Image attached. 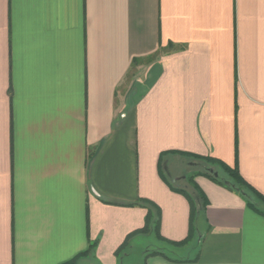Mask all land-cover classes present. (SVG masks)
I'll return each mask as SVG.
<instances>
[{"label":"crops","instance_id":"obj_1","mask_svg":"<svg viewBox=\"0 0 264 264\" xmlns=\"http://www.w3.org/2000/svg\"><path fill=\"white\" fill-rule=\"evenodd\" d=\"M180 152L264 196V0H0V264H264V205Z\"/></svg>","mask_w":264,"mask_h":264},{"label":"trees","instance_id":"obj_2","mask_svg":"<svg viewBox=\"0 0 264 264\" xmlns=\"http://www.w3.org/2000/svg\"><path fill=\"white\" fill-rule=\"evenodd\" d=\"M181 155L191 158L193 160H196L200 162L201 169L196 170L193 174L187 177V184L191 186V188L196 191V185L194 183V177L198 175H205L209 178L213 179L216 183H218L221 186H225L226 188L236 190L240 192L243 196L247 194H252L254 199H256V203L252 202L251 200L247 201L248 205L258 207V203L264 205V196L257 192L254 188H252L249 184H246V182L242 179L240 176L237 168H232L228 166L223 161L208 157V156H200L196 154H189L180 152ZM211 169H214L215 172H218V176L214 175V172H211ZM192 190V192H193ZM177 191H180L184 193L185 195L188 194L185 189H177ZM197 195V194H196ZM199 202L196 203L194 200H192V207L194 208V218H196L200 213L204 210V202H202L200 195H198ZM141 205L145 206L148 209V215L146 218V222L143 228L137 230L136 232L132 233L128 238L126 239L125 243L118 249V253L121 252L125 246V244L134 236H140V235H147L152 232L158 235L159 233V213L157 208L152 209V206L147 201H142ZM264 212V210L262 211ZM193 220V218H192ZM94 244H91V247H93ZM154 252H159L158 250H155ZM66 264H73L72 262L66 263Z\"/></svg>","mask_w":264,"mask_h":264},{"label":"rangeland","instance_id":"obj_3","mask_svg":"<svg viewBox=\"0 0 264 264\" xmlns=\"http://www.w3.org/2000/svg\"><path fill=\"white\" fill-rule=\"evenodd\" d=\"M188 163L189 161L186 162V169L193 170L194 166L192 167ZM195 166L201 167V165L199 164H195ZM215 173L218 172L214 171V174ZM159 245L160 242L157 240V238L154 235L139 237V239L135 241L124 254H121L123 261L122 264H147V259L144 256L145 251L153 247H158ZM85 264H90V263H85Z\"/></svg>","mask_w":264,"mask_h":264},{"label":"water","instance_id":"obj_4","mask_svg":"<svg viewBox=\"0 0 264 264\" xmlns=\"http://www.w3.org/2000/svg\"><path fill=\"white\" fill-rule=\"evenodd\" d=\"M166 171L170 175V172H169L168 168L166 169ZM211 171H213V170H211ZM215 175L218 176V173H215ZM173 181L175 182L176 180L174 179Z\"/></svg>","mask_w":264,"mask_h":264},{"label":"flooded vegetation","instance_id":"obj_5","mask_svg":"<svg viewBox=\"0 0 264 264\" xmlns=\"http://www.w3.org/2000/svg\"><path fill=\"white\" fill-rule=\"evenodd\" d=\"M211 170H213L212 172H214V169H211Z\"/></svg>","mask_w":264,"mask_h":264}]
</instances>
